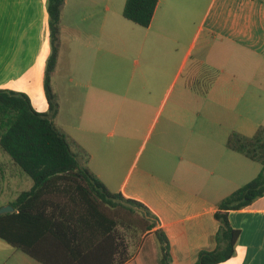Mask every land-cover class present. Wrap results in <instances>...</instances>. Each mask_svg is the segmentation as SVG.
Masks as SVG:
<instances>
[{
	"label": "crops",
	"instance_id": "obj_1",
	"mask_svg": "<svg viewBox=\"0 0 264 264\" xmlns=\"http://www.w3.org/2000/svg\"><path fill=\"white\" fill-rule=\"evenodd\" d=\"M124 2L64 0L62 12L68 9L73 19L60 22L59 49L68 52V71L85 77L100 69L108 48L115 45L123 52L130 48L138 57L146 55L142 62L134 60L131 81L147 97L159 87L155 81H163L174 68L168 91L180 75H195L193 81V76L183 79V85L212 98L202 104L211 105L216 113L180 118L182 128L189 129L186 143L195 137L204 150L201 157L196 154L181 164L178 181L145 186L139 179L130 192L124 186L116 191L141 201L156 215V227L169 241V264H193L200 250L217 246L218 202L261 168L225 142L230 133L251 136L264 126V0H158L148 27L123 17ZM184 32L189 33L188 40L181 37ZM156 52L162 54L159 65ZM49 53L46 0H0V89L24 92L35 110L46 112L43 82ZM79 62L83 69L77 67ZM57 74L54 69L52 77ZM56 87L52 89L59 109L63 105L57 81ZM95 99L92 104L99 108L107 104L101 93ZM135 103L147 107L153 99ZM170 105L188 107L184 102ZM171 117L167 115L168 120ZM7 160L0 157L1 170L13 164ZM31 186L28 183L26 190ZM68 194L56 190L47 197L51 228L31 242L53 264H162L156 227L124 242L127 235L120 221L114 218V226L107 229L109 224L91 217L79 197ZM228 219L239 235L234 254L218 264H264V194L248 206L230 210ZM0 264L42 263L0 238Z\"/></svg>",
	"mask_w": 264,
	"mask_h": 264
},
{
	"label": "rangeland",
	"instance_id": "obj_2",
	"mask_svg": "<svg viewBox=\"0 0 264 264\" xmlns=\"http://www.w3.org/2000/svg\"><path fill=\"white\" fill-rule=\"evenodd\" d=\"M71 19L73 17L68 9L64 10L61 20L67 23ZM188 35V32H184L181 37L188 40ZM114 46L107 49L104 65L85 77L68 71V52L60 46L55 67L58 74L51 78V86L57 89L56 81L59 83L57 95H61L60 103L63 106L53 117L54 122L75 142L72 148L79 163L94 173L112 192L119 191L121 186L130 192L139 179L145 186L156 181H178L181 178V164L188 158L201 157L204 150L195 137L186 143L189 129L182 128L180 118L186 116L193 120L216 113L211 105L206 107L202 104L211 103L212 98L206 93L188 90L183 85L182 80L193 75H180L171 91H168L167 83L173 77L174 68L163 81H155L159 87L152 93L153 97H147L140 92L137 82L131 81V72L137 67L134 60L138 58L142 62L146 55L138 57L130 48L123 52ZM155 59L159 65L162 54L156 52ZM77 67L83 69L84 65L79 62ZM194 79L195 75L191 81ZM98 93L102 98L105 95L107 102L100 108L92 104ZM149 98L153 99V105L142 107L135 103V100ZM164 101L166 104L163 105ZM172 102H184L188 107L169 108ZM85 103H88L87 106ZM158 104L164 106L161 112ZM169 114L172 116L170 120L167 119ZM195 143H199L198 146ZM2 155L10 159L0 148V157ZM31 182L13 164L8 165L7 170L0 169V207L26 190ZM104 210L122 224L123 233L127 235L123 238L124 242L146 231L144 227L148 222L139 210L130 212L119 206Z\"/></svg>",
	"mask_w": 264,
	"mask_h": 264
},
{
	"label": "trees",
	"instance_id": "obj_3",
	"mask_svg": "<svg viewBox=\"0 0 264 264\" xmlns=\"http://www.w3.org/2000/svg\"><path fill=\"white\" fill-rule=\"evenodd\" d=\"M157 3L158 0H125L122 15L136 25L148 27ZM63 4L64 0H46L50 53L43 83L48 110H35L24 92L0 89V148L13 165L32 180V186L19 192L10 203L14 210L0 213V238L42 264L53 263L35 250L31 242L51 228V214L46 210L45 201L56 190L79 197L91 217L109 224L107 229L114 226L115 220L104 210L106 207L119 206L130 212L139 210L148 222L145 230L155 228L158 222L144 203L122 192L110 191L94 173L81 165L72 148L74 141L53 122L58 107L51 77L58 60ZM225 144L260 163L261 168L254 178L218 202L214 212L219 224L214 236L217 246L213 250H200L193 264H218L228 260L234 254L239 235V230L229 222L228 212L248 206L264 194V126L258 127L251 136L230 133ZM154 232L160 245L161 263L169 264L168 238L161 227H156Z\"/></svg>",
	"mask_w": 264,
	"mask_h": 264
},
{
	"label": "water",
	"instance_id": "obj_4",
	"mask_svg": "<svg viewBox=\"0 0 264 264\" xmlns=\"http://www.w3.org/2000/svg\"><path fill=\"white\" fill-rule=\"evenodd\" d=\"M13 207L8 204V205H3L0 207V213H4V212H10V211H13Z\"/></svg>",
	"mask_w": 264,
	"mask_h": 264
}]
</instances>
